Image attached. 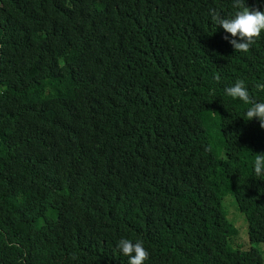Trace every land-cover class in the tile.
Instances as JSON below:
<instances>
[{
	"label": "trees",
	"instance_id": "obj_1",
	"mask_svg": "<svg viewBox=\"0 0 264 264\" xmlns=\"http://www.w3.org/2000/svg\"><path fill=\"white\" fill-rule=\"evenodd\" d=\"M264 12V0H245ZM233 0H0V264H264V32L246 53L211 18ZM219 77V79H217ZM231 201V200H230Z\"/></svg>",
	"mask_w": 264,
	"mask_h": 264
},
{
	"label": "clouds",
	"instance_id": "obj_2",
	"mask_svg": "<svg viewBox=\"0 0 264 264\" xmlns=\"http://www.w3.org/2000/svg\"><path fill=\"white\" fill-rule=\"evenodd\" d=\"M233 7L237 11L231 18H223L215 10L212 11L211 18L219 26H222L226 33L231 34L232 39H229L228 35H225L224 39L232 45L235 52L246 53L264 32V12L258 8L255 10L249 8L246 6L245 0H233ZM255 87L264 91V84L258 83ZM225 91L229 97L238 98L245 104H251V107L246 111V121L258 119L261 128H264V102H257L250 97L243 80H238ZM254 171L256 176L264 177V154L256 156ZM118 247L121 253L129 258L128 264H144L149 258V252L144 248L142 241L133 243L129 239H121L118 242Z\"/></svg>",
	"mask_w": 264,
	"mask_h": 264
},
{
	"label": "rangeland",
	"instance_id": "obj_3",
	"mask_svg": "<svg viewBox=\"0 0 264 264\" xmlns=\"http://www.w3.org/2000/svg\"><path fill=\"white\" fill-rule=\"evenodd\" d=\"M224 199V209L228 212V218L238 229V234L236 235V238L230 243L229 249L245 250L250 247H254L259 250L264 263V243L251 244L249 242L245 218L241 213L238 212L231 196H226Z\"/></svg>",
	"mask_w": 264,
	"mask_h": 264
}]
</instances>
